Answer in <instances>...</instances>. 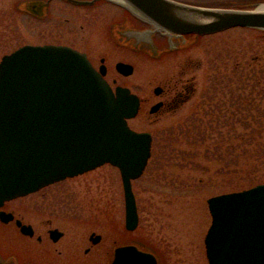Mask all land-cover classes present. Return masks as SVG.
<instances>
[{
	"label": "rangeland",
	"instance_id": "374dc122",
	"mask_svg": "<svg viewBox=\"0 0 264 264\" xmlns=\"http://www.w3.org/2000/svg\"><path fill=\"white\" fill-rule=\"evenodd\" d=\"M42 1L0 0V59L25 43H68L86 52L96 66L103 56L111 85L127 86L143 98L141 111L129 120V125L151 132V156L142 175L132 181L139 216L136 229L128 231L124 226V198L118 168L103 164L8 201L2 208L14 211L22 222L33 225L43 237L37 241L35 235L22 234L12 221H0V264H110L113 249L130 242L154 252L158 264H208L203 239L211 216L206 200L212 195L248 188L264 180L263 162L250 169L245 164L246 155L235 156L246 148L253 155L250 159H254L255 152L264 148V128L261 136H256L248 145L235 139L236 148L229 156L226 140L231 129L243 130V121L249 120L254 127L253 120L264 121L263 97L251 92L259 96L261 105L252 108L247 105L245 110L244 106L237 108L230 104L229 98L233 92H244L232 70L246 69L248 72L264 55L260 31L230 28L201 36L187 50L174 52L176 41L169 45L165 38L162 43L157 41L152 45L144 38L137 44L128 35L109 36L110 22L122 12L121 5L116 2L106 0L112 5L103 2L82 8L65 0H50L45 12ZM192 1L211 6L226 0ZM119 60L133 65L131 75L124 76L115 70L114 64ZM188 63L192 64V70H188ZM223 66L226 68L218 77L232 81L223 91L220 88L223 82L217 81L208 102L211 100L212 109L217 111L216 106L224 97L229 106L223 119L215 118L220 125L217 124L213 138L191 146L188 142L197 130L192 126L187 131L180 123L198 121L209 108H205L207 101L202 93L207 90L206 83L215 72L213 69ZM183 72L184 76L186 73L195 77V92L190 100L170 114L162 110L157 116L148 115L152 83L169 78L175 80ZM252 88L257 87L247 88L246 94ZM234 158L237 164H232ZM47 227H58L64 232L63 237L52 243ZM92 232L102 235V239L85 254L83 249L91 245L89 235Z\"/></svg>",
	"mask_w": 264,
	"mask_h": 264
},
{
	"label": "water",
	"instance_id": "95a60500",
	"mask_svg": "<svg viewBox=\"0 0 264 264\" xmlns=\"http://www.w3.org/2000/svg\"><path fill=\"white\" fill-rule=\"evenodd\" d=\"M89 4L91 0H69ZM148 22L152 33L211 34L232 27L264 30V10L190 5L176 0H113ZM33 5V4H32ZM31 5V7H32ZM123 75L133 71L118 61ZM85 52L62 44H24L0 59V207L48 184L105 163L119 169L125 227L138 224L132 180L148 161L151 134L128 124L139 97L128 87L114 89ZM158 93L159 89H154ZM155 104L150 109L154 112ZM211 223L204 236L208 264H264V182L209 197ZM13 214L0 210V220ZM23 234L31 225L15 220ZM53 240L61 236L50 231ZM92 242L100 235L91 234ZM111 264H157L154 254L134 244L114 249Z\"/></svg>",
	"mask_w": 264,
	"mask_h": 264
},
{
	"label": "flooded vegetation",
	"instance_id": "af4514ba",
	"mask_svg": "<svg viewBox=\"0 0 264 264\" xmlns=\"http://www.w3.org/2000/svg\"><path fill=\"white\" fill-rule=\"evenodd\" d=\"M179 1L190 3V4L209 5V4H205L201 1H197V2L192 1V0L191 1L190 0H179ZM226 1H228V2H226ZM226 1L219 3V5H223V6H226V5L227 6H250V5H254L258 2H263L264 0H237V2H235V1L229 2V0H226ZM103 2L112 5L110 2H108L106 0H94L89 5H81V6L72 4L70 2H67V3H69L73 6H77V7L89 8L91 6H94V5H97L99 3H103ZM121 10H122V12L119 14L120 17L115 18V20H112L108 26L109 27L108 28V35L111 37H121V35L124 34L126 36L128 35V37H133L134 40L137 42V44H140L141 39L144 38L148 43H151L152 45H154L157 41L162 43V39L165 38L167 44H169V45L173 44L176 41V43H177L176 47L177 48L175 50H172V51L176 52L177 50H184V49L187 50L193 44H195L198 41V38L201 36V35H196L193 33H172V32H169V33H164V32L152 33L151 30L149 29L150 25L147 22H145L144 20L138 19V18H133V16L123 8H121ZM146 37H147V39H146ZM56 44L69 45V46H72V47L77 49L76 46L70 45L68 43H56ZM135 46H137V45L135 44ZM142 46H144V44H142ZM89 59L92 62V64L94 65V67L98 70H99L100 65L104 64V66L106 67V73H105L104 77L107 80L108 70H107V66L105 64L104 57L103 56L99 57V64L97 66L91 60L90 57H89ZM188 68H189L188 70L193 69L191 63H188ZM185 70H187V67ZM119 74H121V73H119ZM121 75H123V74H121ZM185 75L187 77L184 76V72H183L181 74V77H178L175 80L169 78V80H166L164 82L158 81V82L152 83V87H151L152 92L150 94L152 96H150V101L148 102V111H147L148 115L157 116V115H159L160 111H162V110L167 111L164 114H170L172 112H175L173 110L184 105L186 102H188L190 100V98L192 97V94L195 92V77H194V74H190L188 76L185 73ZM112 83H115L114 79L112 80ZM156 87L159 89L158 93H156L154 91V89ZM142 104H143V98L140 97V107H139V110L137 112V115L142 109ZM155 104H158L157 109L154 112H150V109ZM7 202H4V205ZM1 209H3V208L1 207ZM9 211L12 212V214L14 215V219L18 218L14 211H11V210H9ZM14 219L10 220L9 223L11 221H12V223H14V221H13ZM47 220L50 221V218H47ZM32 228H33V235L30 237H33L35 235V238L37 239V241H40L43 237V234L39 231L36 232V229L33 225H32ZM52 228H58V227H52ZM52 228L47 227V229H46L47 236L52 243H56L63 237L64 232L62 230H60L62 232L61 236L57 240H53L51 235H50L51 234L50 230ZM101 239H102V235L100 236V240ZM89 240L91 242V245H88L83 249V253H85V254L90 253L92 250V246H94L95 244L100 242V240H99L98 242L93 243L91 238H90V235H89ZM130 243H133V242H130ZM113 251H114V249H113ZM59 252H61V251H59ZM155 256H156V254H155ZM113 257H114V254L112 253V259H113ZM156 258H157V256H156ZM157 260H158V258H157Z\"/></svg>",
	"mask_w": 264,
	"mask_h": 264
},
{
	"label": "trees",
	"instance_id": "16d2710c",
	"mask_svg": "<svg viewBox=\"0 0 264 264\" xmlns=\"http://www.w3.org/2000/svg\"><path fill=\"white\" fill-rule=\"evenodd\" d=\"M261 33V37L264 39V31L263 30H259ZM260 63L255 65V68H250L248 70V72L246 71V69L243 70H237V69H233L232 70V74L234 76V78L236 79L238 85L242 88V91L244 90V92H240V94L238 93H231V95L229 96L230 98V104L232 103L233 105H235V107L240 108V106H244L243 110H245V108H247L246 106L248 105L249 108L253 107H259L261 105L260 102V97L264 98V55H262L261 58H259ZM247 67H250V65L248 64ZM226 67H218L217 70L213 69L215 72L213 74H211L210 77H208V82L206 83L207 86V90L202 93V97H206V101L207 104L205 105V108H208L202 115L201 117H199L198 121H194L192 123H187L185 121H183L182 123H180V125L183 126V129H186L187 131L192 127L195 126L194 129H196V133L193 135V139L190 140V142H188L190 145L192 143L191 146H194L193 144H196L199 142H204L205 140H209L211 138H213V133L215 132V128L218 127V125H220V121L218 120L219 117L220 119L224 118V112H226L227 110V106H229L228 104V99L227 100H223L224 97H222V99H220V103L216 106V109H218L217 111H214L212 109L213 105L211 104V100L210 99V91H212L214 89L215 83L218 82H223L222 87H220L222 89V91L226 88V85L230 83L229 78L227 79L226 77H218V75L221 73V71H224ZM237 76V77H236ZM233 78V79H234ZM212 85V86H210ZM220 86V85H219ZM257 87V88H252L250 89V92L248 94H246L247 88H251V87ZM225 87V88H224ZM220 89V90H221ZM251 92H255L256 94H258L259 96H253L251 95ZM204 99V98H201ZM202 105V103H200ZM228 104V105H227ZM222 105V108L220 107ZM197 106H198V102L196 104V106H194V111L197 110ZM226 108V109H225ZM264 108V107H263ZM203 109V108H202ZM229 110V109H228ZM222 113V114H221ZM230 113V112H229ZM232 114V113H231ZM230 114V115H231ZM200 116V114H199ZM246 116V114H245ZM198 117V116H197ZM215 118H218L217 120ZM241 120V119H240ZM259 120V121H257ZM257 120H253V123L255 124V127L252 126V124L250 123L249 120H247L246 122L243 121V125L244 128L242 131L240 132H236V130L231 129L228 133V137H227V141H228V149L230 150L229 153H227V155L229 156L230 154H233L236 145L235 142H240L242 144H249L251 143V141L253 139L256 138V136H261L262 131L264 128V121L257 119ZM206 128V130L204 129ZM183 131V130H182ZM188 137V135L186 136ZM236 139V141H235ZM223 144H224V140H222ZM219 144V142H218ZM256 157H253L254 159H250L253 155L248 153V150H246V148L242 149L240 151V153H236L235 156L241 157L246 155V161L245 164L246 166H248L250 169L256 168V166L258 164H261L262 162L264 163V148H259V152L256 153L255 152ZM219 156H221V153L219 154ZM225 156V155H224ZM245 159V158H244ZM238 161H236V159H233L232 164H237ZM262 182H264V180H262ZM260 183L259 182H256ZM253 185V184H252ZM251 185V186H252Z\"/></svg>",
	"mask_w": 264,
	"mask_h": 264
},
{
	"label": "bare ground",
	"instance_id": "6f19581e",
	"mask_svg": "<svg viewBox=\"0 0 264 264\" xmlns=\"http://www.w3.org/2000/svg\"><path fill=\"white\" fill-rule=\"evenodd\" d=\"M257 9L264 10V3H262V4H259V5L257 6Z\"/></svg>",
	"mask_w": 264,
	"mask_h": 264
}]
</instances>
